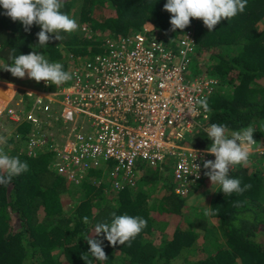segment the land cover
Listing matches in <instances>:
<instances>
[{"label":"trees","instance_id":"16d2710c","mask_svg":"<svg viewBox=\"0 0 264 264\" xmlns=\"http://www.w3.org/2000/svg\"><path fill=\"white\" fill-rule=\"evenodd\" d=\"M166 3L167 0H63L61 12L74 18L79 27L72 32L60 31V41L55 34H49L48 44L42 46H38L39 25L34 23L26 31L0 6V79L12 80L13 75L3 70L12 64L11 57L37 51L50 62L62 63L66 71L65 55H72L73 62L76 53L93 49L94 54L105 57L108 37L117 43L118 38L133 35L149 23V36L166 43L173 54L177 51L175 40L191 35L196 64L193 72L186 70L185 76L189 81H216L213 94L207 98L210 111L205 112L199 105V123L194 134L183 139H190L184 145L208 149L212 141L206 130L212 124H224L229 137L232 132L253 127L255 143L250 147L252 151L263 147L264 0H247L244 12L222 18L211 32L202 19L195 18H190L189 26L182 31H173L172 14L164 10ZM98 21L102 22L101 32L95 31ZM84 27L89 37L81 30ZM29 129L27 123L19 125L15 133L18 140L6 138L0 145L7 155L19 157L29 166L27 172L13 177L10 185H0V264H87L81 259L83 253L93 264H187L184 258L180 262L184 251L197 254L195 258L189 256V264H225L227 259L236 258L241 264H264L262 156L250 152L247 165L230 166L229 176L240 179L241 187L251 185L242 194H224L220 184H212L205 174L210 169L204 167L185 193L176 192L181 187L173 175L176 155L153 168L155 172L158 166L159 171L167 170L168 163H172V180L167 188L157 187L153 172L150 175L145 170L150 175L146 177L139 173L146 165L143 161L141 165L135 163L130 173L120 170L108 181L113 165L105 163L88 171L75 186L51 169L57 140L34 148V158L21 149ZM206 161L214 162L215 156L208 154ZM0 175L7 173L0 171ZM200 188L204 191L198 193ZM73 191L81 199L70 209L63 200ZM206 197L210 200L202 205ZM210 211L214 214H206ZM113 212L140 216L147 220V227L125 245L113 246L105 234H95L97 222L109 219ZM85 216L87 224L83 222ZM85 237L102 242L106 261L91 256Z\"/></svg>","mask_w":264,"mask_h":264},{"label":"built area","instance_id":"2783aa9c","mask_svg":"<svg viewBox=\"0 0 264 264\" xmlns=\"http://www.w3.org/2000/svg\"><path fill=\"white\" fill-rule=\"evenodd\" d=\"M136 39L129 53L132 40L107 41L105 57L95 56L81 74H72L73 88L46 96L53 104L56 96L62 98L61 117L68 126L66 136H59L52 169L77 184L100 162L114 161V174L130 173L139 160L155 166L176 155L173 175L181 184L176 192H185L199 179L206 157L183 148L176 151L174 141L192 134L202 112L197 100L210 95L215 82L185 83L181 60L175 61L156 41L145 48L142 37ZM46 101L39 98L34 104L40 115L49 112ZM81 117L85 123L78 122ZM31 122L38 126L40 121L32 116Z\"/></svg>","mask_w":264,"mask_h":264},{"label":"clouds","instance_id":"9594fccd","mask_svg":"<svg viewBox=\"0 0 264 264\" xmlns=\"http://www.w3.org/2000/svg\"><path fill=\"white\" fill-rule=\"evenodd\" d=\"M0 6L6 10L7 16L13 21H20L24 25L26 31L29 30L34 23L41 27V31L38 33V46L48 44L50 39L49 34H55V39L60 41L63 39V37L58 34L60 31L72 32L79 27L74 18H70L67 14L61 12L63 0H0ZM246 7L247 0H167V3L164 5V10L172 14L170 24L172 25L173 31L176 29L182 31L189 26L190 18H195L202 19L204 25L209 29V32H211L214 26L217 25L222 18H232L238 13L244 12ZM85 28L86 27L81 30L85 32V36L89 37ZM151 30L152 25L147 23L140 31L134 32V34L132 33L133 35L118 38L117 42L126 39L132 40V45L128 47L129 53L134 50L133 43L137 42L136 37L138 36L142 37L144 41L143 46L145 48H149V44L156 41L160 43L164 49L171 52L166 43L155 37L149 36ZM107 41L113 42L110 38H107L105 43H107ZM175 42L177 43V51L174 54L171 53L173 54L175 61L181 60L185 64L182 73L183 81L188 84L202 81H212L213 83H216L215 80L201 78L189 81L185 76V72L189 69V66L195 58V43L189 34L183 35L179 40H175ZM71 56L72 55L69 54L65 55L67 61L66 71H64L62 63L50 62L44 54H39L37 51H33L27 55L20 54L10 58L13 61L12 64L5 65L3 70L8 71L13 75L11 78L12 80L0 79V88L5 91L7 97V100H5L4 96V101L0 96V105L2 104L4 107L0 113V124L3 125L4 123H9L13 130L11 132L0 130V143H5L6 138L10 137H13L15 141H17L18 138L15 135L16 129L19 125L27 123L30 126V129L26 133L25 142H22L21 149H26V154L29 157L34 158L36 157V151L33 150L34 148H42L48 141L52 142L57 140L58 142L59 136L62 134L66 136L68 126L64 125L66 120L61 117V109L59 107L62 98L56 96L55 100L57 102L56 104H53L46 101V96L48 94H58L62 91L66 92L74 87L76 80L72 78V74L75 71L81 74L80 71L83 69L84 64L80 68L73 66V62L70 61ZM25 77L34 79L33 82H27L34 87L28 86L27 84V86H16L20 84V78ZM14 78L16 79L15 82H13ZM50 88H52V90H50ZM213 92L210 95H212ZM210 95L197 100V103L205 112L210 111L207 102V98ZM39 98L46 101L50 106L49 112L45 115H40L36 111L34 104ZM28 103H30L29 106L27 105ZM9 110L12 112L9 113ZM32 116L39 119L40 122L38 126L32 124ZM76 117L77 116L73 115L74 120ZM86 120L87 119L81 117L78 122L82 124L85 123ZM85 126L88 129L90 128V125L88 124ZM206 131L208 139L212 141V144L208 149H195L184 145L183 139L192 136L194 134L193 131L192 134L184 136L183 139L174 141L176 151L182 148L187 149L193 151L195 154L202 153L203 158L206 157V159L208 154L215 156L214 162L206 161V159L202 162L201 160V166L203 163L204 166L200 169L202 170L203 167L205 169H210V171L205 174L210 178L212 184H220L222 186V192L228 195H231L233 192L242 194L244 191H247L251 185H244V187H241L240 179L230 177L229 170L232 165H247L250 152L262 156L264 159V146L254 151H252V147H250L251 144L253 145V143H255L253 141V133L255 132V129L248 126L241 131L232 132L230 137L228 135L229 130L224 124H212ZM59 146L60 144L57 145L56 143L54 147L52 164L57 157V153L60 149ZM11 148L12 146L9 147V149ZM139 161H143L152 169L158 165L151 166L144 160ZM105 163L112 164L114 172L116 164L114 161H107L100 162V165L97 168L88 169L86 175L88 171L96 170L102 167ZM28 170L29 166L27 162L21 161L19 157H10L3 151V149H0V171L7 173L6 176L0 175V185H10L13 177L25 173ZM113 172L106 177L107 181L114 175ZM56 176L62 178L57 174ZM62 179L66 181L64 178ZM66 182L75 186L80 184ZM192 184H194V182L190 183L189 187ZM207 208L210 210L212 209L210 207ZM206 214L214 213L210 211ZM83 222L87 224L89 222L88 217H83ZM147 223V220L140 216L134 217L127 214L117 215L113 212L110 214L109 219L97 222L95 225V234H105V238L113 246L117 243L125 245L126 242H130L139 235L147 227ZM236 226H238V224H236ZM84 239L88 241L92 257L98 261H106L108 259L103 250L101 241L90 239L89 237H85ZM189 256L195 258L197 257V254L195 252L189 253L188 251H184L183 255H181L180 262L184 258L187 259V264H189ZM194 258H192L191 261H193ZM81 259L85 260L87 264H93L87 253L81 254ZM177 262L179 261L177 260ZM225 264H241V261L238 258L227 259Z\"/></svg>","mask_w":264,"mask_h":264},{"label":"rangeland","instance_id":"374dc122","mask_svg":"<svg viewBox=\"0 0 264 264\" xmlns=\"http://www.w3.org/2000/svg\"><path fill=\"white\" fill-rule=\"evenodd\" d=\"M98 27H97V29L95 30L96 32H101V28H100V26L102 25V22H100V21H98ZM82 33V32H81ZM85 33V32H84ZM82 35H83V33H82ZM100 37V36H99ZM101 38V37H100ZM104 38H105V36H104ZM109 38V37H108ZM96 42H101V39H96ZM96 55H98V54H94V50L92 49L91 51H89V50H86V52H83V53H76V55H74V57H73V66H76V67H82L83 66V64H85L87 61H89V62H92L93 61V59H94V57L96 56ZM78 57H80V58H78ZM195 64H196V61L195 60H193V62L191 63V65L189 66V71H191V72H193V70H194V68H195ZM15 78L13 79V82H15ZM20 80H21V82H20V84H18V85H16L17 87H21V86H32V87H34L33 85H31L30 83H27V82H33L34 81V79H30L29 77H25V78H20ZM25 80V81H24ZM1 83V82H0ZM7 84V83H6ZM27 84V85H26ZM0 90H1V88H0ZM1 93L3 94H0L1 95V99H3L4 100V95H5V100H7V97H6V94H5V91H3V90H1ZM4 100V101H5ZM1 103V102H0ZM28 106L30 105V103H28L27 104ZM3 106H2V104L0 105V113L2 112V110L4 109V107L2 108ZM1 126H2V128H1ZM0 130H6V131H9V132H11L12 130H13V128L12 127H10V124L9 123H7V124H0ZM189 138H187V139H185V141H184V143H186V144H189ZM3 143H0V145H2ZM141 164H143V162H141V161H139L138 162V165H141ZM171 164L172 163H168V165H167V170L165 169V168H163V171H159L158 169H159V166L157 167V170H156V172L154 171V169H152V168H149L148 166H143L144 168L139 172V173H142V175L143 176H150L151 175V173H152V176H154L155 178H156V182H157V187H158V185H162V187L164 186V185H166V188L168 187V183L172 180V176H171V171H172V169H171ZM145 170L150 174H148V173H146L145 172ZM157 173H159V176L157 175ZM141 182H143V181H141ZM165 182V183H164ZM138 186H140V183L138 184ZM177 189H179V188H177ZM162 190H164L163 188H162ZM166 191V190H165ZM198 191V193H200V191L202 192V191H204L202 188H200V189H198L197 190ZM164 193V192H163ZM201 195V194H200ZM202 198H204V197H202ZM201 197H200V199H202ZM81 199V195L79 194V195H77V193L75 192V191H73L71 194H70V196H64V200H63V204H64V206H67V207H69L70 209H71V207H72V205L74 204H76L79 200ZM199 200V199H198ZM204 200V202L203 203H201L202 205H206L207 204V202L210 200V197H206L205 199H203ZM217 227V226H216Z\"/></svg>","mask_w":264,"mask_h":264},{"label":"bare ground","instance_id":"6f19581e","mask_svg":"<svg viewBox=\"0 0 264 264\" xmlns=\"http://www.w3.org/2000/svg\"><path fill=\"white\" fill-rule=\"evenodd\" d=\"M1 96V95H0Z\"/></svg>","mask_w":264,"mask_h":264}]
</instances>
